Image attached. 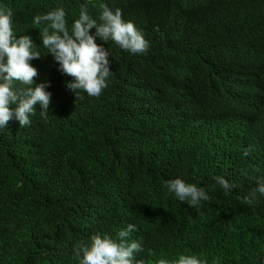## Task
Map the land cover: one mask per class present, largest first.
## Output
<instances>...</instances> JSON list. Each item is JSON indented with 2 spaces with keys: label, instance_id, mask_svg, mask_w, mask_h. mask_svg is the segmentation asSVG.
<instances>
[{
  "label": "trees",
  "instance_id": "trees-1",
  "mask_svg": "<svg viewBox=\"0 0 264 264\" xmlns=\"http://www.w3.org/2000/svg\"><path fill=\"white\" fill-rule=\"evenodd\" d=\"M86 4L120 8L149 43L145 54L112 40L99 97L66 88L72 77L44 48L37 14L57 7L67 27ZM14 34L31 36L49 83L47 119L0 129V264H79L74 246L100 233L129 241L145 264L195 255L206 264H264V0H0ZM51 31V30H50ZM95 29L91 34H95ZM17 86H19L17 82ZM254 150L248 156L244 151ZM220 176L236 187L226 192ZM205 189L196 207L166 182ZM215 185V187H213Z\"/></svg>",
  "mask_w": 264,
  "mask_h": 264
},
{
  "label": "clouds",
  "instance_id": "clouds-1",
  "mask_svg": "<svg viewBox=\"0 0 264 264\" xmlns=\"http://www.w3.org/2000/svg\"><path fill=\"white\" fill-rule=\"evenodd\" d=\"M100 8L98 23L89 14L88 6L82 4L71 33L63 7L37 14L33 19L35 25H46L40 32L43 46L59 64V70L73 78L72 82H66V88L74 94L75 101L83 99L81 92L89 97H99L108 87L112 75L108 59L110 52L96 43L97 37L106 43L112 40L133 54H145L149 48L148 41L135 24L123 19L120 8L112 9L107 4H101ZM13 15L11 9L0 7V129L6 128L13 119L21 128L30 125V117L36 114L37 106L42 109L41 118L47 119L52 97V93L46 91L49 83H35L34 78L39 73L30 62L41 56L33 51L36 45L31 36L17 37L14 34ZM92 29L96 30L94 35ZM253 150L250 146L244 156ZM215 180L226 192L236 187L223 177L217 176ZM166 186L179 201L190 207L209 199L204 188L179 178L168 180ZM257 193L264 195V178H260L257 187L244 197V203H253ZM135 228L134 224H128L126 229L118 231L115 239L106 234H94L90 242L75 244L74 256L79 259V264H145L144 259H137L135 255L144 251L141 244L128 239ZM157 264H169V261L159 259ZM173 264H206V261L195 255H181Z\"/></svg>",
  "mask_w": 264,
  "mask_h": 264
}]
</instances>
